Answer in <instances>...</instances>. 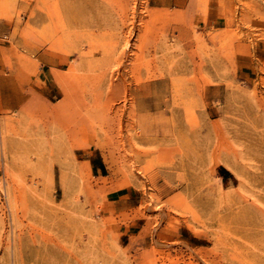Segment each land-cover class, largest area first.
<instances>
[{"label":"rangeland","instance_id":"374dc122","mask_svg":"<svg viewBox=\"0 0 264 264\" xmlns=\"http://www.w3.org/2000/svg\"><path fill=\"white\" fill-rule=\"evenodd\" d=\"M59 9L0 0V264H264V0ZM103 72L156 76L135 124L60 107L56 75Z\"/></svg>","mask_w":264,"mask_h":264},{"label":"bare ground","instance_id":"6f19581e","mask_svg":"<svg viewBox=\"0 0 264 264\" xmlns=\"http://www.w3.org/2000/svg\"><path fill=\"white\" fill-rule=\"evenodd\" d=\"M101 1V0H100ZM103 2V1H102ZM61 3V0H46V9L47 12L49 14L50 18H54L57 17V19H59L60 16V9H59V4ZM105 4V3H104ZM136 4V2H135ZM147 4V3H146ZM158 4V3H157ZM148 5V4H147ZM160 5V4H159ZM109 8V6H107ZM126 8H128V5H126ZM133 9V7H131ZM135 8V7H134ZM147 8V7H146ZM145 8V9H146ZM125 10V9H124ZM131 10V9H130ZM260 11V10H259ZM258 11V12H259ZM134 12V11H133ZM145 12V11H144ZM141 12V13H144ZM146 13V12H145ZM261 13V12H260ZM133 14V13H132ZM139 14V13H138ZM137 14V15H138ZM258 14V13H257ZM263 14V13H262ZM143 15V14H142ZM260 15V14H259ZM134 16V15H133ZM136 16V15H135ZM141 18V15L139 16ZM144 17V16H142ZM130 19V18H128ZM135 19V18H134ZM98 20V19H97ZM132 20V19H130ZM139 20V19H138ZM109 22V21H108ZM127 22V21H126ZM135 22V21H134ZM139 22V21H138ZM91 23V22H89ZM132 23V22H131ZM136 23V22H135ZM140 23V22H139ZM107 24V23H106ZM115 25V23H114ZM118 25V24H117ZM65 26V25H64ZM99 25H94V27H98ZM146 26V25H145ZM116 27V26H115ZM101 28V27H100ZM122 28V27H121ZM148 28V27H147ZM103 29V28H102ZM106 29V28H105ZM113 29V27H111V30ZM117 29V28H116ZM130 29V28H129ZM98 31H100L99 29H97ZM131 30V29H130ZM64 31V30H63ZM88 31V30H87ZM86 31V32H87ZM96 31V29H95ZM103 32V30H101ZM100 31V32H101ZM106 31V30H105ZM129 30H127L128 33ZM139 31V30H138ZM63 33V32H62ZM99 34V33H98ZM130 34V33H129ZM135 34V33H134ZM153 34V32H152ZM155 34V32H154ZM66 35V34H65ZM128 35V34H127ZM66 37V36H65ZM101 38H98L96 36H92V32L89 30L88 31V35H86V38L84 40L87 41L88 45L90 46V50L88 52V55L93 57L94 56V51H97L98 49H102V51H104V42H106L103 38V36H100ZM128 37V36H127ZM108 38V37H107ZM124 38H126L124 36ZM122 37V39H124ZM127 39V38H126ZM140 39V37H139ZM50 40H52V38H50ZM131 40V39H130ZM123 41V40H122ZM127 42V41H126ZM130 43V42H129ZM137 43V41H136ZM140 43V41H139ZM53 45H58L61 44V39L58 38L56 39L54 42H52ZM125 44V43H124ZM137 45V44H136ZM142 45V44H141ZM86 46V45H85ZM125 46V45H124ZM128 48V47H127ZM126 48V49H127ZM130 48V47H129ZM139 48V47H137ZM123 50V48H122ZM129 50V49H128ZM127 50V51H128ZM138 50V49H137ZM141 50V48H140ZM100 51V50H99ZM124 51V50H123ZM121 52V51H120ZM118 52V53H120ZM139 52V51H138ZM79 53V52H78ZM117 53V54H118ZM121 54V53H120ZM138 54V53H137ZM115 55V54H114ZM123 55V54H122ZM141 55V54H140ZM53 56V55H52ZM118 56V55H117ZM135 56V55H134ZM138 56V55H137ZM79 57V56H78ZM85 58L88 56H84ZM123 57V56H122ZM129 57V56H128ZM127 57V58H128ZM141 59V56H139ZM83 58V57H82ZM53 59V58H52ZM88 59V58H87ZM130 59V58H129ZM135 59V58H134ZM137 59V58H136ZM66 60V59H65ZM86 60V59H84ZM115 59H113L114 61ZM131 60V59H130ZM123 61V60H122ZM129 61V60H127ZM132 61V60H131ZM133 61H137V60H133ZM140 61V60H138ZM143 61V59L141 60ZM121 62V61H120ZM116 63V62H115ZM124 64V62H122ZM139 63V62H138ZM148 63V62H147ZM117 64V63H116ZM120 64V63H119ZM122 64V65H123ZM131 64V62H130ZM136 64V63H135ZM134 65V64H133ZM111 66V65H110ZM117 66V65H116ZM120 66V65H118ZM114 67V65L112 66ZM127 67V65H126ZM124 67V68H126ZM129 67V66H128ZM131 67V66H130ZM129 67V68H130ZM107 69V68H105ZM104 69V70H105ZM120 69H123L120 67ZM127 70V69H126ZM125 70V72H126ZM142 70V69H141ZM154 70V69H153ZM76 69L72 70V72H75ZM100 71V69H99ZM128 71V70H127ZM131 71V70H130ZM144 71V70H143ZM95 72V71H94ZM121 72V71H120ZM123 72V71H122ZM129 72V71H128ZM139 72V71H137ZM93 73V72H92ZM127 73V72H126ZM130 73V72H129ZM146 73V72H145ZM171 73V72H170ZM115 74V73H114ZM133 74V72H132ZM110 75V73H109ZM121 75V74H120ZM135 75V73H134ZM133 75V76H134ZM137 75V73H136ZM142 75V74H141ZM145 75V74H143ZM96 75L92 76L91 79L90 77L88 78L86 75H81L78 76L75 73H72L71 75H68V77L66 76H58L56 75V82L58 83L59 86H61L63 88V91L65 93V98L62 102V104H60L61 108H68L72 111H83L84 112V116H80L78 118H75V123L78 125H88V126H94L97 125L98 127H102V126H109L110 124H119L121 122V116L118 117V115L116 116V118H113L112 120H110L109 118H107V114L110 111L114 110V106H115V102L118 100H122L123 102H130V115L131 121H129L130 124H135L136 121V111H144L147 108V103L151 100V97L149 96L148 92H147V87L153 82V79L156 77L154 74H151L150 76L147 77V80L145 82H142L144 79L141 81L140 79H137L134 82V88L130 89L129 85L127 82L120 80L118 83H114L113 80H108L106 78L107 74L105 75V73H100L97 77H95ZM116 76V75H115ZM130 76V74H129ZM138 76V75H137ZM140 76V74H139ZM114 77V76H113ZM127 77V76H126ZM160 77V76H159ZM164 77V76H163ZM162 77V78H163ZM86 78H88V82ZM131 78V77H130ZM129 78V79H130ZM143 78V77H142ZM126 80V79H125ZM133 80V78H132ZM134 81V80H133ZM85 83L83 86L81 83ZM131 83V84H132ZM89 84V85H87ZM157 84V83H156ZM159 84V83H158ZM157 84V85H158ZM156 86V85H155ZM83 95V96H82ZM85 95V96H84ZM91 97L90 101H87V98ZM163 95V94H161ZM152 99H155V102H153V105L155 108H158V106L160 105V101H159V97H152ZM166 100V99H165ZM159 101V102H158ZM164 102V103H163ZM163 106L166 108L168 106L167 101H163ZM152 103V102H151ZM162 105V104H161ZM119 106V105H118ZM122 106V105H121ZM118 108V107H117ZM122 109V108H120ZM118 110V109H117ZM115 109V113H117V111ZM121 111V110H120ZM114 112V111H113ZM122 112V111H121ZM112 113V112H111ZM112 115V114H111ZM120 115V114H119ZM123 121V120H122ZM128 122V121H127ZM128 124V125H130ZM111 127H113L111 125ZM115 127V126H114Z\"/></svg>","mask_w":264,"mask_h":264},{"label":"crops","instance_id":"0c3cea01","mask_svg":"<svg viewBox=\"0 0 264 264\" xmlns=\"http://www.w3.org/2000/svg\"><path fill=\"white\" fill-rule=\"evenodd\" d=\"M169 1H176L177 3H179V2H182V1H185V0H169ZM206 23H208V25H214L215 24V20L212 19L210 15H208ZM96 171H98V169Z\"/></svg>","mask_w":264,"mask_h":264},{"label":"trees","instance_id":"16d2710c","mask_svg":"<svg viewBox=\"0 0 264 264\" xmlns=\"http://www.w3.org/2000/svg\"><path fill=\"white\" fill-rule=\"evenodd\" d=\"M225 174L227 175L228 173H227V172H225Z\"/></svg>","mask_w":264,"mask_h":264}]
</instances>
